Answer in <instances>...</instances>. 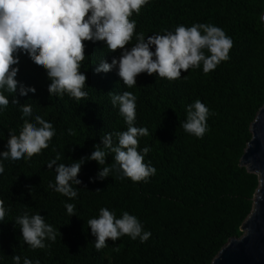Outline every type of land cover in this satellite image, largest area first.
Wrapping results in <instances>:
<instances>
[{"label": "trees", "instance_id": "obj_1", "mask_svg": "<svg viewBox=\"0 0 264 264\" xmlns=\"http://www.w3.org/2000/svg\"><path fill=\"white\" fill-rule=\"evenodd\" d=\"M264 0H149L136 21V35L174 30L176 26L209 23L221 27L233 40L229 59L205 74L203 66L181 71L175 80L141 73L137 84L126 86L118 65L97 72L99 64L111 63L122 50L109 51L103 41H85L81 71L87 75L86 97L77 101L67 93L49 92L52 80L47 70L29 55L20 53L17 80L35 88L27 96L9 94L10 103L0 112V160L7 140L19 134L24 120L19 106L30 105L28 121L43 116L56 129L49 147L30 160L4 161L0 174V200L7 209L0 223V264H14L25 257L33 264H212L232 238L244 234L242 226L253 211L259 174L241 164L252 139V123L264 105ZM127 45L131 47L132 44ZM153 50H155L153 46ZM130 91L136 96L137 127L148 135L139 137V148L150 147L145 162L155 175L134 182L124 177L114 154L106 163L89 159L97 148L104 149V136L127 130L113 94ZM201 100L209 108L207 131L202 138L186 132L187 106ZM70 129L72 131H70ZM12 130V131H11ZM117 137L113 135V144ZM60 159L51 168L50 159ZM81 162L74 185L78 195L68 198L50 187L55 169ZM104 167L112 171L101 178ZM66 203L74 204V214ZM107 207L117 218L127 211L135 215L151 236L146 242L124 235L97 250L96 236L87 221ZM27 212L40 213L53 226L55 241L32 249L24 243L15 219Z\"/></svg>", "mask_w": 264, "mask_h": 264}, {"label": "clouds", "instance_id": "obj_2", "mask_svg": "<svg viewBox=\"0 0 264 264\" xmlns=\"http://www.w3.org/2000/svg\"><path fill=\"white\" fill-rule=\"evenodd\" d=\"M148 3L149 0H0V112L10 103L19 105L14 95L10 100L5 93L19 92L21 96L35 93V88H26L17 80L20 53L29 55L36 65L47 70L52 80L49 85L51 94L63 96L67 93L77 101L88 94L85 91L87 75L81 71L86 55L85 41H103L109 51L122 50L119 58H113L111 63L102 61L96 71L107 72L118 65V75L129 88L137 84V76L141 73H155L161 78L175 80L181 77L182 70L202 65L207 74L229 59L232 38L221 27L209 23L180 24L174 30L155 32L147 37L141 33L136 35V42L131 43L136 33V21L130 17L133 13L139 14ZM260 20L264 21V15ZM112 102L119 105L127 130L106 134L105 148L98 147L89 159L104 165L108 155L106 150H110L124 177L134 182L146 180L157 170L150 162H145L150 147L139 148L138 139L148 135V129L135 125L136 96L124 91L113 94ZM19 110L24 123L19 134L11 130L7 150L0 160V174L5 171V160H30L48 148L56 135L53 124L43 116H36L35 123L28 121L33 113L30 105L19 106ZM208 115L209 108L197 99L187 106L184 130L202 138L207 131ZM113 135L117 137L116 144H113ZM57 159H60L59 154L49 160L48 167L51 168ZM80 170L81 162L70 166L60 164L55 169V183L49 186L68 198L77 197L74 185L81 183L77 179ZM111 171V167H104L99 175L103 178ZM65 207L68 214H74V204L66 203ZM6 212L4 201L0 200V223L4 222ZM15 222L20 227L24 243L32 249L46 247V238L56 239L53 226L46 223L39 212L33 215L25 212L17 216ZM87 223L96 236L97 250L105 247L109 238L115 241L128 235L133 240L139 238L146 242L151 236L139 219L127 211L117 218L113 211L104 207L99 210L98 217ZM13 260L14 264H21L20 255H15ZM23 264H33V261L25 257Z\"/></svg>", "mask_w": 264, "mask_h": 264}, {"label": "water", "instance_id": "obj_3", "mask_svg": "<svg viewBox=\"0 0 264 264\" xmlns=\"http://www.w3.org/2000/svg\"><path fill=\"white\" fill-rule=\"evenodd\" d=\"M252 139L241 158V164L259 174L253 211L242 226L244 234L232 238L212 264H264V105L252 123Z\"/></svg>", "mask_w": 264, "mask_h": 264}]
</instances>
